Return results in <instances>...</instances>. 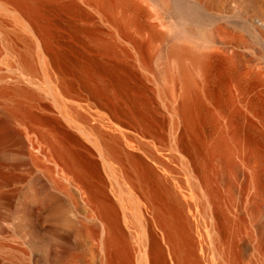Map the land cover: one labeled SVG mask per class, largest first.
<instances>
[{"label":"bare ground","instance_id":"bare-ground-1","mask_svg":"<svg viewBox=\"0 0 264 264\" xmlns=\"http://www.w3.org/2000/svg\"><path fill=\"white\" fill-rule=\"evenodd\" d=\"M0 264H264V0H0Z\"/></svg>","mask_w":264,"mask_h":264},{"label":"rangeland","instance_id":"rangeland-1","mask_svg":"<svg viewBox=\"0 0 264 264\" xmlns=\"http://www.w3.org/2000/svg\"><path fill=\"white\" fill-rule=\"evenodd\" d=\"M14 243H17V242L14 240Z\"/></svg>","mask_w":264,"mask_h":264}]
</instances>
